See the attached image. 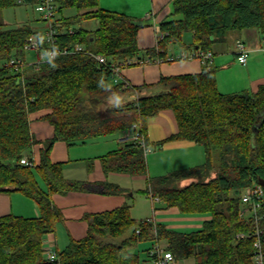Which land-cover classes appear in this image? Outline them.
Instances as JSON below:
<instances>
[{
    "label": "trees",
    "instance_id": "1",
    "mask_svg": "<svg viewBox=\"0 0 264 264\" xmlns=\"http://www.w3.org/2000/svg\"><path fill=\"white\" fill-rule=\"evenodd\" d=\"M36 1L0 0V10ZM171 3V14L159 23L164 36L143 49L138 33L145 25L134 16L102 8L99 0H55L56 11L76 10L70 16L55 14L57 41L62 46L81 44L125 68L147 64L134 63V59L174 61L169 59L167 47L180 42L186 31L193 33L195 51H211L212 44L232 29L256 28L264 33V0ZM93 18L99 22L96 29L76 27ZM42 21L47 23L43 17ZM31 34L38 36L44 49L45 35L31 24L8 27L0 21V192H20L39 208L38 216H0V264H140L130 248L144 240L165 241L178 262L256 264L254 242L259 230L264 248V217L256 220L241 194L247 186L264 179V82L254 92L223 93L218 88L216 68L205 65L197 73L163 75L156 83H116L108 65L83 52L59 55L53 63L27 62L19 70L8 66L13 56L26 58L24 44ZM155 86L159 88L150 90ZM167 108L174 111L178 123L177 131L168 138L202 145L206 159L165 175L148 176L143 192L160 200L162 209L208 216L201 227L184 232L151 219L137 222L130 206L124 204L86 214L87 235L57 250L55 259L46 258L42 237L63 219L52 193L95 187L105 194L120 191L109 182L66 179L63 163L50 159L53 144L61 140L71 145L131 129L146 138L147 118ZM38 111H46L42 118L54 129V135L45 141L37 140L30 128L29 115ZM35 144L41 145L40 159L34 165L21 163L23 157L33 160ZM102 162L107 172L148 175L144 149L132 139L104 155ZM212 170L216 171L214 177L210 176ZM182 178L193 181L183 187L170 186ZM241 233L245 237H238Z\"/></svg>",
    "mask_w": 264,
    "mask_h": 264
},
{
    "label": "crops",
    "instance_id": "2",
    "mask_svg": "<svg viewBox=\"0 0 264 264\" xmlns=\"http://www.w3.org/2000/svg\"><path fill=\"white\" fill-rule=\"evenodd\" d=\"M99 5L105 9L146 18L147 23L140 28L138 33L139 45L143 49L156 44L159 23L173 10L171 0H99ZM244 32L248 36L249 44H246L249 51L254 52V55H249L246 64L239 63V65L231 58H225L224 55L216 56L213 53L212 66L218 65L221 69L227 68L228 70L225 77V70L219 73L216 68L218 88L223 93L254 92L258 85L264 82V56L260 53L263 52V46H260L261 44L256 40V31L252 28ZM261 39L263 40V34ZM167 54L169 55L168 47ZM204 66L199 58H186L180 61L151 62L142 66L122 68L121 75L132 85H142L156 83L163 75L197 73ZM233 69L238 72L235 74ZM44 114L46 111L33 112L29 115L31 131L39 141H45L54 135L53 126L42 118ZM177 128V119L172 109H162L157 114L148 117L145 129L148 146L159 147V153L165 150L179 157L191 159L192 162L186 167L203 163L206 154L202 145L194 141L168 138L177 131ZM131 133L132 131L129 130L71 145L58 140L50 151V159L52 162L63 163L62 173L70 181L86 180L93 184L109 182L118 185L121 189V178L131 176L134 179H144L148 184L149 173L148 175H131L116 170L107 172L103 168V156L129 141L128 135ZM40 146V144L33 146L32 159L34 162L40 159ZM159 153H154L152 156L157 157ZM202 157L205 158L203 162ZM37 178L39 184L45 188V182L39 175ZM125 200L126 198L119 193L105 194L101 192V188L97 187L90 190H73L65 194L52 193V201L61 209L63 219L57 221L54 231L43 235L42 244L54 251L65 249L73 240L82 239L87 235L89 224L85 219L86 214L114 209L125 204ZM163 210L181 214L177 208ZM7 213L33 217L39 215V208L32 199L20 192H0V216ZM207 217L205 216V219ZM43 254L47 258V251L44 247Z\"/></svg>",
    "mask_w": 264,
    "mask_h": 264
},
{
    "label": "rangeland",
    "instance_id": "3",
    "mask_svg": "<svg viewBox=\"0 0 264 264\" xmlns=\"http://www.w3.org/2000/svg\"><path fill=\"white\" fill-rule=\"evenodd\" d=\"M76 13L74 8H67L63 9L62 11H56V16H70ZM138 23L145 24L147 23L146 18L135 16ZM0 21L5 23L8 27H16L22 25L24 23H29L40 30L45 35V28L47 27V23L42 21V16L39 12L35 10L34 4H19L17 6L8 7L3 10H0ZM99 26V22L96 18L83 20L80 24H77L76 27H83L87 29H96ZM248 29H232L229 30L226 36L218 42H214L211 46V51L215 53L216 56L224 55L225 58H231L232 61L238 62L236 59L235 54V47L238 40H243L247 44H249L248 36L246 32ZM252 30L256 31V40L258 43L263 46L262 55L264 56V42L262 38V34L256 28H252ZM193 42V33L190 31H186L183 34L182 40L178 43H173L168 45L169 57L173 56H184L189 55L193 50L194 47L192 46ZM173 51V52H172ZM254 52H251L249 55H252ZM254 55V54H253ZM38 57V53L36 51L30 50L26 53V59L28 61L35 60ZM186 57L178 58L174 61L185 60ZM239 64V62H238ZM212 65V64H211ZM240 65V64H239ZM142 66V65H134ZM130 66V67H134ZM126 68V67H125ZM215 68L219 70V73H223L225 70V77L226 73L228 72L226 69H221L218 65H215ZM220 68V69H219ZM235 74L238 70L233 69ZM159 88L155 86L150 88V90H155ZM145 91H148L145 90ZM243 92V91H239ZM132 131V130H131ZM133 134V131H132ZM145 137V136H144ZM202 149V148H201ZM154 153H159V147L155 148L153 146H148L146 151V159L148 163V173L152 177L161 176L170 173L174 170L183 169L187 166V164L191 163V159H187L186 157L177 156L168 151L161 150L158 156H152ZM176 153V152H175ZM218 153L216 154V157ZM205 158L202 157V162ZM218 161V158L216 159ZM195 162V161H194ZM216 175V171H211V177ZM192 178H182L173 180L170 183V186L175 187H183L190 182H192ZM121 189L119 194L123 195L126 200L125 204L130 206L131 216L138 222L144 219H151L153 221L162 222L164 224H168L172 226V228L189 232L192 230H196L201 227L202 222L205 219V215L203 214H192V213H181L175 214L170 212H165L162 209L163 203L158 200L157 198H152L151 196L145 194L143 192L144 189L148 187L146 180L144 179H134L131 176H123L120 181ZM124 205V204H123ZM156 240H144L140 241L138 244L130 248V251L136 253L139 256L140 264H152V260L147 255V250L152 248L156 245ZM161 244H165V241L161 240ZM192 260L186 261H179L178 264H189Z\"/></svg>",
    "mask_w": 264,
    "mask_h": 264
},
{
    "label": "built area",
    "instance_id": "4",
    "mask_svg": "<svg viewBox=\"0 0 264 264\" xmlns=\"http://www.w3.org/2000/svg\"><path fill=\"white\" fill-rule=\"evenodd\" d=\"M20 2L24 3V0H19ZM35 10L41 14V16L47 21V27L48 29L45 32V42L46 47L44 49L40 48V41L36 34H31L27 41L24 44V49L26 51H36L38 53V57L35 60L28 61L26 58L22 56H13L11 57L7 65L11 66L17 70L22 68L27 62L30 64H40L43 62H50L53 63L55 59L62 54H68V53H88L98 60V62L101 65L109 66L112 71V77L113 80L116 83L124 82L126 84H129L127 80H125L121 75V66L119 64H116L114 62L109 63L108 59L102 55V54H94L91 50L86 49L83 45L77 44L75 46H62L57 41V28L55 25V12H56V4L55 0H37L35 3ZM69 32H74L73 29H70ZM157 39L160 37L162 38L164 34L160 32V27L157 28ZM263 42H264V33H263ZM235 54L236 58L239 63L246 64L249 59V48L243 40H238L235 47ZM212 51H195L193 50L188 56L184 54V56H177L173 57L170 56V60H176L181 57L186 58H199L204 65H211L212 64ZM134 63L138 64H144V63H150L151 61H143L139 59H134ZM155 62H162L161 59H157ZM132 130V129H131ZM130 130V131H131ZM133 134H129L128 137L130 139L138 141L140 145L143 147L144 152L146 154V151L148 149V144L146 142V138L144 135L138 133L134 129L132 130ZM21 163L27 164V165H34V161L29 159L28 157H23L21 159ZM241 199L244 205L250 206V211L253 212V215L256 220H259L260 218L264 217V212L262 211V208L264 206V186L260 183H255L253 185L247 186L242 194ZM137 232H140V229H137ZM257 239L254 242V254H253V260L256 264H264V248L262 246V240L260 239V231L257 230ZM238 237H245V234L241 233L238 234ZM161 241H157L156 245L149 249L148 251V257L152 260V264H178V260L175 258L173 253L167 249V244L160 243ZM44 245V244H43ZM44 250L47 251V258L48 259H55L56 257V251L51 250L47 248L45 245L43 246Z\"/></svg>",
    "mask_w": 264,
    "mask_h": 264
},
{
    "label": "water",
    "instance_id": "5",
    "mask_svg": "<svg viewBox=\"0 0 264 264\" xmlns=\"http://www.w3.org/2000/svg\"><path fill=\"white\" fill-rule=\"evenodd\" d=\"M258 182H259L261 185L264 186V179H263V178H260V179L258 180Z\"/></svg>",
    "mask_w": 264,
    "mask_h": 264
}]
</instances>
